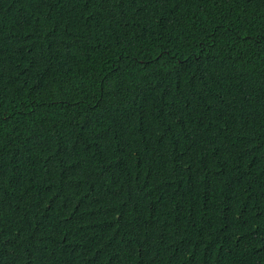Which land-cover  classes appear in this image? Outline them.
I'll return each instance as SVG.
<instances>
[{
    "label": "trees",
    "instance_id": "16d2710c",
    "mask_svg": "<svg viewBox=\"0 0 264 264\" xmlns=\"http://www.w3.org/2000/svg\"><path fill=\"white\" fill-rule=\"evenodd\" d=\"M0 264H264V0H0Z\"/></svg>",
    "mask_w": 264,
    "mask_h": 264
}]
</instances>
